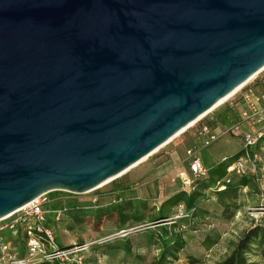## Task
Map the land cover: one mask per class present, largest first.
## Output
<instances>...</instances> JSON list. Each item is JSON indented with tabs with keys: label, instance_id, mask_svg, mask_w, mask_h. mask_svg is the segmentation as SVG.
I'll return each instance as SVG.
<instances>
[{
	"label": "water",
	"instance_id": "95a60500",
	"mask_svg": "<svg viewBox=\"0 0 264 264\" xmlns=\"http://www.w3.org/2000/svg\"><path fill=\"white\" fill-rule=\"evenodd\" d=\"M264 70V0H0V221L125 173Z\"/></svg>",
	"mask_w": 264,
	"mask_h": 264
},
{
	"label": "rangeland",
	"instance_id": "374dc122",
	"mask_svg": "<svg viewBox=\"0 0 264 264\" xmlns=\"http://www.w3.org/2000/svg\"><path fill=\"white\" fill-rule=\"evenodd\" d=\"M249 85L255 93L264 91V70ZM238 99L240 93L235 92L201 118V124H212L218 133H222L221 138L208 148L201 147V136H198L196 127L190 126L118 178L88 193H48L47 209H80L75 213L79 219L70 218L67 211L59 221L49 220L50 227H57V242L61 245L88 244L86 259L89 264H151L159 255L160 234L173 232L181 235L186 246L171 264H219L246 231L256 225L264 226V139L253 148L258 161L255 172H247L249 183L246 187L237 189L236 193L226 190L219 197L215 195L214 187L204 189L209 184L208 178L197 182L194 190L202 195L197 200L196 209L188 212L185 218L177 217V209L166 200L176 192L189 194L192 191L182 185L179 177L182 173L189 177L188 149L198 150L209 175L214 170L210 169L217 164L244 155L241 137L225 133L226 125H222L217 117ZM241 108L243 110L246 106L242 104ZM256 126L253 122H245L241 130L252 131ZM224 158L226 160L222 161ZM233 178L234 182L238 179ZM120 212L123 218L117 219L116 213ZM159 214L167 218L161 224H155ZM132 217H142L143 220L137 223ZM48 218L52 219V216L48 215ZM2 225L0 222V227ZM123 229L127 230V235L118 237L117 233ZM10 234L0 231V244H14V235ZM124 241L131 250L129 256L118 249ZM254 248L247 255L248 262L264 264L260 247ZM8 253L0 251V264H11Z\"/></svg>",
	"mask_w": 264,
	"mask_h": 264
},
{
	"label": "built area",
	"instance_id": "2783aa9c",
	"mask_svg": "<svg viewBox=\"0 0 264 264\" xmlns=\"http://www.w3.org/2000/svg\"><path fill=\"white\" fill-rule=\"evenodd\" d=\"M237 93H240V100L246 106L241 114V121L235 123L224 132L232 135L241 136L244 148V155L238 157L234 162L226 167L228 175L243 176L248 171L255 172L258 161V155L253 151L258 140L264 135V92L255 93L249 85V82L243 85ZM198 120L191 126L196 127L198 136H201L202 148H208L221 138L222 133L212 131L204 123ZM257 124L252 131L241 130L244 123ZM187 174L182 173L181 183L187 188H191L195 179L203 178L208 173V168L201 161L198 150L190 148L186 151ZM224 158L222 161H225ZM229 182L228 179L225 180ZM225 186L217 184V190L223 191ZM120 201V200H119ZM50 202L48 194H42L30 203L21 207L5 219L1 220L3 225L0 231H9L14 237L22 235L25 241L26 258L18 257V247L12 243L0 244V251H9L11 264H35V263H57V264H89L86 259V253L89 251V245L86 243H70L59 245L56 240L55 231L49 226V216L52 221H59L66 212L67 208L47 209L46 205ZM177 217H185L184 209L179 206ZM127 230H120L118 237L127 235Z\"/></svg>",
	"mask_w": 264,
	"mask_h": 264
},
{
	"label": "trees",
	"instance_id": "16d2710c",
	"mask_svg": "<svg viewBox=\"0 0 264 264\" xmlns=\"http://www.w3.org/2000/svg\"><path fill=\"white\" fill-rule=\"evenodd\" d=\"M264 91H260L259 93H262ZM238 99L236 100L232 105L228 106L226 110L222 114H220L218 117V121L221 122L222 125H226L224 128L228 129L235 123H238L241 121V114L243 112L242 110V101ZM229 115V116H228ZM208 128H210L212 131H216L215 127H213L212 124L204 123ZM241 137V136H240ZM264 139L261 137L259 141ZM237 159V158H236ZM235 159V160H236ZM235 160H227L226 163L221 162L220 164H217L215 168H211V174L209 175V169L206 176L200 179H195L193 181V184L190 189V193L187 194L184 191H179L170 196L166 202L171 204L175 209H178L179 206H182L184 209L185 217H187L188 212L196 209V203L199 197H201V192L195 191L194 186L197 184V182L202 181L206 178H208V182L210 184L206 185L204 189L206 188H212L214 187L215 195L222 196L224 191H230L232 190L233 193H236L237 189L246 187L249 183V178L246 175L243 176H235V175H228L226 173V167L229 163L234 162ZM228 163V164H227ZM233 177H238L237 181L234 182ZM228 179L229 182H226L225 180ZM217 184H223L225 186V189L223 191L217 190ZM162 206V205H161ZM196 206V207H195ZM224 210L226 209V204L223 202ZM77 209V210H76ZM76 209L71 208L66 210L64 214L67 213V215L71 214L70 218L79 219V217L75 216V213L77 214L79 207ZM160 210V209H159ZM223 210V211H224ZM122 211V210H121ZM69 214V215H70ZM117 219L123 218L122 212L116 213ZM182 217V218H185ZM128 218V217H127ZM166 215L159 214L157 219L155 220V224H161L164 222L163 220L166 219ZM135 222L139 223L143 220L142 217H132ZM50 220V219H49ZM124 223V222H123ZM51 228H53L51 226ZM125 230V229H123ZM9 233V231H8ZM11 235V234H10ZM161 241H160V247H159V255L155 260L151 262V264H171L172 261H176L178 259V254L182 252L186 246L185 241L178 233H168V232H162L160 234ZM15 244L18 247V257L20 259H24L26 257L25 253V241L22 235H17L16 237H13ZM61 245L60 243H58ZM254 247L259 248L260 247V253L262 256H264V226L256 225L252 228H250L248 231H246L243 236L238 240L236 245L234 246L233 250L230 252V254L225 257L219 264H250L248 262L247 255L255 249ZM120 251H122L124 254L129 256L131 254V250L124 241L122 247H118ZM45 264V263H44ZM50 264V263H47ZM51 264H57V263H51Z\"/></svg>",
	"mask_w": 264,
	"mask_h": 264
},
{
	"label": "bare ground",
	"instance_id": "6f19581e",
	"mask_svg": "<svg viewBox=\"0 0 264 264\" xmlns=\"http://www.w3.org/2000/svg\"><path fill=\"white\" fill-rule=\"evenodd\" d=\"M256 75H257V74H256ZM256 75H254L252 78H250L245 84H247L248 82H250V81H251ZM242 86H243V85H242ZM240 88H241V86H240L237 90H235L232 94H234V93H235L236 91H238ZM232 94H230V95L227 96L225 99H223V100L220 101L218 104H216V105H215L210 111H212V110L215 109L217 106H219L220 104H222V103H223L228 97H230ZM210 111H208L206 114H204L203 116H201L198 120H200L201 118H203L204 116H206ZM194 123H195V122H193L192 124H190L189 126H187L185 129H183L181 132H179L176 136H174V138L177 137V136H178L179 134H181L182 132H184L187 128H189L190 126H192ZM174 138H172V139H174ZM172 139H171V140H172ZM171 140H169V141H171ZM169 141H168V142H169ZM168 142H167V143H168ZM167 143H165V144H167ZM165 144H164V145H165ZM164 145H162V146H164ZM162 146H161V147H162ZM161 147H159L158 149H160ZM158 149H157V150H158ZM157 150H156V151H157ZM156 151H154V152H156ZM154 152H153V153H154ZM153 153H152V154H153ZM152 154H150V155H152ZM150 155H149V156H150ZM149 156H148V157H149ZM146 158H147V157H146ZM146 158H144L143 160H145ZM143 160H142V161H143ZM139 163H140V162H139ZM135 166H136V165H135ZM122 174H123V173H122ZM122 174H120V175H122ZM120 175H118V176H120ZM118 176H116L114 179L118 178ZM114 179H110V180L106 181L105 183H103L102 185H104V184H106V183H108V182H111V181L114 180ZM102 185H101V186H102Z\"/></svg>",
	"mask_w": 264,
	"mask_h": 264
},
{
	"label": "crops",
	"instance_id": "0c3cea01",
	"mask_svg": "<svg viewBox=\"0 0 264 264\" xmlns=\"http://www.w3.org/2000/svg\"><path fill=\"white\" fill-rule=\"evenodd\" d=\"M204 164V163H203ZM228 164V163H227ZM205 165V164H204ZM206 166V165H205ZM51 220V219H50ZM52 221V220H51ZM53 229H54V231H55V233H56V235H57V227H53Z\"/></svg>",
	"mask_w": 264,
	"mask_h": 264
}]
</instances>
